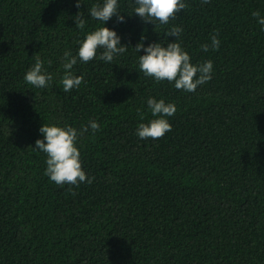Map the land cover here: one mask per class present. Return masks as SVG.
I'll list each match as a JSON object with an SVG mask.
<instances>
[{
    "label": "trees",
    "instance_id": "16d2710c",
    "mask_svg": "<svg viewBox=\"0 0 264 264\" xmlns=\"http://www.w3.org/2000/svg\"><path fill=\"white\" fill-rule=\"evenodd\" d=\"M74 3L0 0V264H264V0H185L166 25L107 23L132 47L142 35L166 43L180 26L191 62L214 67L192 93L145 77L132 48L112 63L78 61L83 82L64 92V51L102 26L88 9L103 0ZM133 8L119 0L122 15ZM37 56L54 77L46 89L23 79ZM148 97L177 111L164 137L141 140ZM90 120L101 128L77 147L92 183L56 185L31 148L40 126Z\"/></svg>",
    "mask_w": 264,
    "mask_h": 264
},
{
    "label": "clouds",
    "instance_id": "9594fccd",
    "mask_svg": "<svg viewBox=\"0 0 264 264\" xmlns=\"http://www.w3.org/2000/svg\"><path fill=\"white\" fill-rule=\"evenodd\" d=\"M207 3L208 0H203ZM133 15H122L119 11V0H103L102 4H95L88 9V15L99 22L95 30L87 32L75 55L70 51H64L63 76L59 80L64 92L78 88L83 82L82 75H75L72 72L77 62L87 63L94 58L112 63L114 58L123 55L129 48L139 53L138 68L145 77L154 79L157 82L167 81L175 89L186 93L195 92L201 86L211 80L214 67L211 60L203 63L193 64L189 53L182 49L178 42L183 29L180 26H172L165 33L166 43L159 42L145 43V37L134 47L122 43V37L115 28L107 27V23L115 18L114 23L123 24L126 17H139L142 22L161 25L169 23L170 18L175 19L177 12L185 9V0H133ZM74 6L79 9L81 0H75ZM75 26L83 29L86 24L84 16L78 11L74 17ZM258 23L264 28V17L258 19ZM174 39L169 41L168 38ZM211 46L217 49L220 46L219 39L213 35ZM98 49L101 50L98 54ZM204 52L209 50L208 44L201 45ZM143 54H140V53ZM24 82L36 89H46L53 82L52 73L44 68V62L37 56L35 63L25 72ZM147 109L153 119L147 123L141 122L136 126L135 135L141 139H159L171 130L169 118L177 111L176 105L166 102L164 99L157 100L154 97L146 99ZM144 117H141L143 120ZM101 128L96 120H90L86 126L79 131L68 125L42 124L39 128L41 139L35 141L33 151L42 152L46 156L45 176L58 186L64 184L76 185L81 183H92L93 177L88 176L82 167L80 151L77 147L79 137L89 130L94 135Z\"/></svg>",
    "mask_w": 264,
    "mask_h": 264
}]
</instances>
